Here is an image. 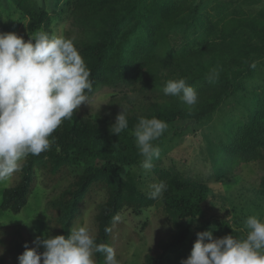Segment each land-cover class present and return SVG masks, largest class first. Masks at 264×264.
Returning <instances> with one entry per match:
<instances>
[{
	"label": "trees",
	"instance_id": "16d2710c",
	"mask_svg": "<svg viewBox=\"0 0 264 264\" xmlns=\"http://www.w3.org/2000/svg\"><path fill=\"white\" fill-rule=\"evenodd\" d=\"M7 1L26 19L27 37L17 41L15 50L27 45L33 53L41 52L43 61L48 54L61 57L66 70L60 92L78 90L89 98L107 88L114 91L109 103L114 108L94 120L64 103L62 113L52 111L49 120L26 124L30 94L23 88L0 94L2 118L12 122L8 141L0 145V176L13 159L24 157L18 180L2 192L0 210L20 212L32 195L38 171L51 184L70 177L57 198L45 204L47 246L61 255L74 246L72 228L83 201L94 189L101 190L104 199L96 206L95 232L83 243L92 254L91 264H109L107 249L118 214L124 208L140 212L154 203L138 189L130 169L146 156L144 150L166 137L160 129L169 126L182 137L179 122H209L226 100L247 92L246 83L264 63V10L255 14L238 8L237 0H68L70 29L59 50L47 42L51 30L45 8L35 0ZM249 94L247 121L209 152L217 185L236 181L234 170L240 164L257 163L263 175L254 194L264 202V88ZM148 131L156 135L137 142ZM155 174L163 218L176 235L148 251L140 264H222L221 254L199 245L196 237L189 240L191 251L175 261L168 252L208 218L216 196L222 202L226 197L180 172L161 169ZM219 226L248 241L226 221ZM32 251L25 226L0 227V264H29ZM38 264L79 263L52 262L40 254Z\"/></svg>",
	"mask_w": 264,
	"mask_h": 264
},
{
	"label": "rangeland",
	"instance_id": "374dc122",
	"mask_svg": "<svg viewBox=\"0 0 264 264\" xmlns=\"http://www.w3.org/2000/svg\"><path fill=\"white\" fill-rule=\"evenodd\" d=\"M59 1L35 0L49 14L51 38L47 42L51 47L60 50L65 32L70 29V20L65 7L68 0ZM252 1L253 4L249 5L243 0H237L236 7L255 14L264 10V0ZM60 10H63V14L59 17L57 13ZM0 11V94L16 88H23L30 94L31 105L24 114L26 124H38L43 120H49L52 111L62 113L64 103L71 104L94 120L100 119L105 111L114 108L113 104L109 107L114 91L107 88L99 90L89 98L80 95L78 90L67 89L60 92L65 83L66 70L62 58L48 54L50 55L48 60L43 61L42 53H33L34 50L27 45L22 47L21 51H16L17 41L27 37L26 19L17 13L7 0H0ZM246 88L247 92L226 100L211 121L200 124L179 122L177 125L183 128L182 137L173 134L169 126L160 129L166 137L148 152L144 150L143 154L146 156L130 169L138 189L147 197L153 198L154 203L140 212L124 208L118 214L113 222V234L110 236L107 249L109 264H140L148 251L158 250L160 242L171 240L176 235V229L163 218L161 210L162 192L157 188L155 174V171L161 169L173 170L185 177L202 180L211 189L218 190L226 197V202H222L216 196L208 218L196 223L183 243L168 252L173 261L177 256L191 251L189 240L196 237L199 245L221 254L222 264H264V202L254 194V188L263 172L257 163L240 164L234 170L236 181L229 185H217L213 178L209 152L210 146L218 147L227 141L231 132L247 121L252 104L249 92L261 91L264 88V63L257 65L255 75L246 83ZM11 126V121L2 118L0 108V145L8 141L7 130ZM150 135L156 133L148 131L142 134L141 140L139 138L137 142L142 144L149 141L147 138ZM3 158L4 154L0 153V161ZM23 160V156L13 159L5 174L0 176V204L2 192L18 180ZM69 181L70 177H66L60 183L51 184L38 171L32 195L20 212L13 214L0 210V227L23 225L30 234L33 251L29 264H38L40 254L52 262L75 260L79 264H91L92 254L83 243V239L95 232L93 217L97 204L104 199L101 190L94 189L83 201L82 213L72 228L73 248L56 255L47 246L50 226L45 204L57 198L60 190ZM220 221H226L231 230L248 237V241L221 229ZM3 252L6 255V252Z\"/></svg>",
	"mask_w": 264,
	"mask_h": 264
}]
</instances>
